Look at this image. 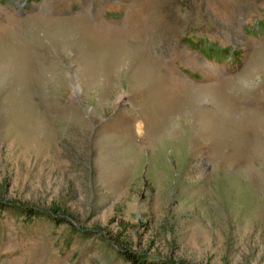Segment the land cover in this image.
I'll list each match as a JSON object with an SVG mask.
<instances>
[{
    "label": "rangeland",
    "instance_id": "1",
    "mask_svg": "<svg viewBox=\"0 0 264 264\" xmlns=\"http://www.w3.org/2000/svg\"><path fill=\"white\" fill-rule=\"evenodd\" d=\"M264 264V0H0V264Z\"/></svg>",
    "mask_w": 264,
    "mask_h": 264
},
{
    "label": "trees",
    "instance_id": "2",
    "mask_svg": "<svg viewBox=\"0 0 264 264\" xmlns=\"http://www.w3.org/2000/svg\"><path fill=\"white\" fill-rule=\"evenodd\" d=\"M125 255L128 257L129 261L133 264H170L166 262L150 260L145 258L144 256L137 255V253H133L131 251H126Z\"/></svg>",
    "mask_w": 264,
    "mask_h": 264
}]
</instances>
